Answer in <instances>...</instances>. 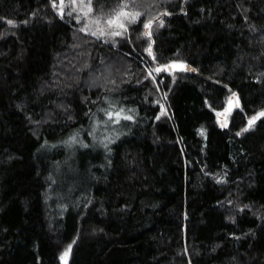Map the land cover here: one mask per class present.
Masks as SVG:
<instances>
[{"label": "trees", "instance_id": "1", "mask_svg": "<svg viewBox=\"0 0 264 264\" xmlns=\"http://www.w3.org/2000/svg\"><path fill=\"white\" fill-rule=\"evenodd\" d=\"M125 3L0 0V264H264V0Z\"/></svg>", "mask_w": 264, "mask_h": 264}, {"label": "rangeland", "instance_id": "2", "mask_svg": "<svg viewBox=\"0 0 264 264\" xmlns=\"http://www.w3.org/2000/svg\"><path fill=\"white\" fill-rule=\"evenodd\" d=\"M88 4H89V0H61V6L63 10L65 9L68 10L69 8V11L77 12L80 16H82V20L85 21L84 22L85 23V27H84L85 33H87V31L90 32L91 34L93 32H96L97 35H94V36L99 37V31L102 29L105 34L101 37L107 38V37L113 36L112 33L120 32L123 30V28H120L118 26V24L122 23L121 20L118 21L117 24L109 25L107 23L108 20L102 22V21L90 19L89 16H90L91 11L90 12L88 11ZM85 13H87V15H85ZM122 24L125 25L124 23ZM108 124L114 126V123L111 119L110 114H108L107 117L104 118L102 123H98L94 127L92 126L91 135L96 136L97 135L96 133L100 132L102 128L103 129L106 128Z\"/></svg>", "mask_w": 264, "mask_h": 264}, {"label": "water", "instance_id": "3", "mask_svg": "<svg viewBox=\"0 0 264 264\" xmlns=\"http://www.w3.org/2000/svg\"><path fill=\"white\" fill-rule=\"evenodd\" d=\"M187 0H184V5L186 3ZM167 14L166 13H162L160 14L158 17L148 21L145 25H149L150 24V27H145V33H150V35H146L149 39H150V44H149V47L148 48H151V58L153 60V63H154V68H155V71L159 74H162V73H168L174 69H186V70H189L190 72L194 73V74H199L197 69L191 65H188V64H173V63H169V64H160L158 63L157 61H155L154 59V54H153V46H154V38H153V35H152V27L153 25L161 20L162 17L166 16ZM182 66V67H181ZM221 83V82H220ZM223 84V83H221ZM229 91L230 93V97H229V100L226 104V107L219 113L218 115V118H219V121L222 125L223 128H227L228 127V122L226 120V115L227 113L232 109V107H234L235 105L238 104V101H237V93L231 89L229 86L223 84ZM261 113H264V110L256 113L253 117H251L250 119H248L247 121V124L244 128L243 131H246L248 130L252 125H254L255 123H257V121L264 117L261 115ZM253 118H256L254 120V122H252L251 124L249 123L250 121H253Z\"/></svg>", "mask_w": 264, "mask_h": 264}, {"label": "snow or ice", "instance_id": "4", "mask_svg": "<svg viewBox=\"0 0 264 264\" xmlns=\"http://www.w3.org/2000/svg\"><path fill=\"white\" fill-rule=\"evenodd\" d=\"M128 7V4L127 3H125V4H123L122 5V9L118 12V14L116 15V18L115 19H111V20H108L107 21V23L109 24V25H113V24H117V22L119 21V19H120V17H125V18H127L129 15H130V13H128L127 11H124L123 9H125V8H127ZM92 9H91V0H89V4H88V11L90 12ZM85 15H87V13H85ZM140 15V13H135V15H133V21L135 20V18L137 17V16H139ZM9 23H11V21H9ZM118 26L120 27V28H123L124 27V25L122 24V23H120V24H118ZM145 27H150V24L149 25H145ZM105 33H104V31L101 29L100 31H99V36H103ZM92 35H97V33L96 32H93L92 33ZM112 35H116V36H118V35H121V33L120 32H114V33H112ZM146 35H150V33H146ZM148 50V52H149V54H151V48H148L147 49ZM182 67V66H181ZM261 115L262 116H264V113H261ZM256 118H253V121H250L249 123L251 124L252 122H254V120H255ZM65 255H67V253H65Z\"/></svg>", "mask_w": 264, "mask_h": 264}]
</instances>
